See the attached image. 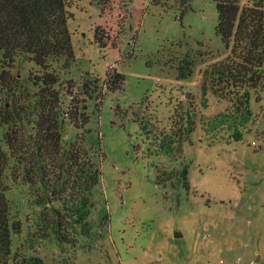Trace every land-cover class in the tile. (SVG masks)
Segmentation results:
<instances>
[{
    "label": "rangeland",
    "instance_id": "374dc122",
    "mask_svg": "<svg viewBox=\"0 0 264 264\" xmlns=\"http://www.w3.org/2000/svg\"><path fill=\"white\" fill-rule=\"evenodd\" d=\"M65 8L71 59L1 63L0 51V72L29 101L34 85H50L64 140L82 145L98 176L63 244L38 223L28 186L9 180L21 224L13 251L43 264H264V88L250 87L243 101V90L208 86L216 82L204 71L227 54L214 1Z\"/></svg>",
    "mask_w": 264,
    "mask_h": 264
},
{
    "label": "trees",
    "instance_id": "16d2710c",
    "mask_svg": "<svg viewBox=\"0 0 264 264\" xmlns=\"http://www.w3.org/2000/svg\"><path fill=\"white\" fill-rule=\"evenodd\" d=\"M93 1L102 8L111 2ZM213 1L216 33L227 54L206 68L204 78L216 82L208 85L214 92L221 93L219 84L243 90L246 101L250 87L264 88V0L245 5L240 0ZM69 17L65 0H0L1 63L19 54L39 67L49 57L71 59ZM122 81L121 75L107 88H119ZM10 82L2 69L0 90L6 94L0 102V264H43L38 255L13 251L12 235L20 232L21 224L12 219L8 181L28 186L33 202L42 208L38 223L63 244L71 242L70 233L86 217L98 170L81 144L64 140V123L55 112L58 95L50 85H34L38 91L29 101L28 96H15Z\"/></svg>",
    "mask_w": 264,
    "mask_h": 264
},
{
    "label": "water",
    "instance_id": "95a60500",
    "mask_svg": "<svg viewBox=\"0 0 264 264\" xmlns=\"http://www.w3.org/2000/svg\"><path fill=\"white\" fill-rule=\"evenodd\" d=\"M175 235H176V236H179L180 234H179V233H176Z\"/></svg>",
    "mask_w": 264,
    "mask_h": 264
}]
</instances>
